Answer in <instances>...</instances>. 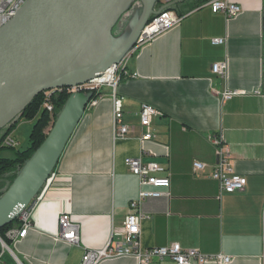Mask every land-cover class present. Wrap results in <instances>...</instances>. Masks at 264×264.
Returning a JSON list of instances; mask_svg holds the SVG:
<instances>
[{"label": "crops", "instance_id": "crops-1", "mask_svg": "<svg viewBox=\"0 0 264 264\" xmlns=\"http://www.w3.org/2000/svg\"><path fill=\"white\" fill-rule=\"evenodd\" d=\"M233 18L197 0L176 8L181 22L133 54L121 73L126 137H115L110 87L86 110L55 170L56 178L32 210L24 238L11 240L5 264H81L87 250L124 245V225L137 199L139 179L126 164L140 157L160 166L171 180L169 198L140 205V248L180 243L206 254L222 253L229 264H264V76L263 0H234ZM213 38H225L214 45ZM225 62L224 77L212 71ZM228 89L246 91L222 101ZM149 104L151 140H143L140 112ZM221 135L234 170L247 179L244 190L220 192L211 178L218 157L208 137ZM206 164L195 173L193 163ZM69 214L80 227L78 243L59 236V217ZM22 223V218H20ZM100 264H140L135 255L113 256ZM150 264H177L153 258ZM206 264H216L209 261Z\"/></svg>", "mask_w": 264, "mask_h": 264}, {"label": "water", "instance_id": "water-1", "mask_svg": "<svg viewBox=\"0 0 264 264\" xmlns=\"http://www.w3.org/2000/svg\"><path fill=\"white\" fill-rule=\"evenodd\" d=\"M157 2L28 0L0 28V134L39 94L86 84L120 63L159 13ZM93 98V92L69 96L45 141L0 196V230L34 207Z\"/></svg>", "mask_w": 264, "mask_h": 264}, {"label": "built area", "instance_id": "built-area-1", "mask_svg": "<svg viewBox=\"0 0 264 264\" xmlns=\"http://www.w3.org/2000/svg\"><path fill=\"white\" fill-rule=\"evenodd\" d=\"M27 1L28 0H0V28L14 18ZM180 1L182 0H159L157 4V7H159V13L150 18L147 25L142 29L135 46L120 63L112 65L103 75L94 78L86 84L67 88V92L70 94L77 92L99 93L103 87H110L112 89L115 137L124 138L129 132V127L124 123L122 100L117 96V88L121 76L123 73H126L127 64L133 54L137 53L141 48L154 41L158 36L177 26L181 22L183 15H180L176 8L177 3ZM204 4L210 6L214 13L225 14L228 19L236 17L242 12L241 6L234 0H209ZM128 16L129 14L126 17ZM262 21L264 27V0ZM212 43L214 45L224 44L225 38H213ZM226 67L227 65L225 62H214L212 65V71L214 74L224 77L226 74ZM108 73L111 75L109 78L107 77ZM260 88L261 89L258 88L253 91L255 95L264 94V76ZM63 89L64 88L53 89L44 92L45 101L43 108L46 109L54 119L55 106L52 102V95ZM246 94L247 93L244 90L228 89L221 94V100L224 102L237 95ZM98 102L99 97L93 98L87 105V109L96 106ZM160 114L161 113L157 109L149 104H144L142 106L140 112L141 125L148 129L143 133V140H151L153 138L152 133L149 131V127L151 126L153 117ZM4 133L0 135V147L15 148L19 145L13 133L7 135H4ZM208 140L215 147L216 155L218 157L217 164L214 166L210 176L219 182L221 194L235 193L244 190L247 185V179L235 172L230 150L227 145H225L223 137L221 135H213L209 136ZM125 162L131 172L138 177L141 190L137 199L131 203L130 213L125 221L124 245L118 250H114L110 245L102 249L87 250L83 256L81 264H100L104 259L128 254L135 255L140 264H150L153 258L162 260L169 258L177 264H206L209 261H214L216 264H229L231 262V257L222 253L206 254L197 248H184L180 243H171L167 246L153 247L146 250L141 249L139 240L141 232L140 222L142 218L140 205L143 201L151 198H169L171 196V180L169 176L157 175L160 171L158 163H144L140 157L127 158ZM205 168L206 164L201 161H195L193 163L195 173L202 172ZM56 176V172L51 173L44 187L36 197L35 205L44 198ZM32 210L33 207L27 208L22 213V223L20 228H13L7 231L6 236L10 240L24 238L26 236L28 229L32 226L30 220L32 217ZM59 236L61 239L66 240L69 243H78L80 240V227L73 221L69 214H62L59 217ZM9 249V245L0 236V264H5L4 255Z\"/></svg>", "mask_w": 264, "mask_h": 264}, {"label": "trees", "instance_id": "trees-1", "mask_svg": "<svg viewBox=\"0 0 264 264\" xmlns=\"http://www.w3.org/2000/svg\"><path fill=\"white\" fill-rule=\"evenodd\" d=\"M207 1L209 0H197L196 4L193 5L189 10H193L198 6L206 3ZM70 95L71 94L67 92V88H64L59 92L57 91L52 95V102L55 106V117L61 111ZM99 95H101L100 92H95L94 98L99 97ZM44 101L45 99L43 92L32 101V103L25 109V111L17 121L11 124L4 131L5 133L2 132L4 133V135L13 133L22 118L26 120H35V124L29 138L30 146L27 149L18 150L13 157H5L0 154V196L13 183L19 170L23 167L26 160H28L32 156V154L42 145V143L47 138L48 134H46V129L49 127V124L51 122V115L46 109L43 108ZM0 149H2V152L3 149L6 148L0 147ZM7 182H9L8 185ZM20 226L21 221L20 218H18L0 230V236L6 241L8 245H10L12 241L6 236L7 231L13 228H20Z\"/></svg>", "mask_w": 264, "mask_h": 264}, {"label": "rangeland", "instance_id": "rangeland-1", "mask_svg": "<svg viewBox=\"0 0 264 264\" xmlns=\"http://www.w3.org/2000/svg\"><path fill=\"white\" fill-rule=\"evenodd\" d=\"M156 9H159V7H157ZM53 123H54V118H52L51 116V122L49 124V127L46 129V134H48V132L50 131ZM34 124H35V120H26L22 118L13 132V135L17 140V142L19 143V145L15 148L3 149L2 152H1L2 149H0V154L5 157H13L18 150L27 149L30 146L29 138L33 130ZM8 184L9 182H7V185Z\"/></svg>", "mask_w": 264, "mask_h": 264}, {"label": "bare ground", "instance_id": "bare-ground-1", "mask_svg": "<svg viewBox=\"0 0 264 264\" xmlns=\"http://www.w3.org/2000/svg\"><path fill=\"white\" fill-rule=\"evenodd\" d=\"M107 77L109 78V77H111V75L108 73V74H107Z\"/></svg>", "mask_w": 264, "mask_h": 264}, {"label": "flooded vegetation", "instance_id": "flooded-vegetation-1", "mask_svg": "<svg viewBox=\"0 0 264 264\" xmlns=\"http://www.w3.org/2000/svg\"><path fill=\"white\" fill-rule=\"evenodd\" d=\"M159 1V0H158ZM157 4H158V2H157ZM156 8H157V5H156ZM129 17V16H128Z\"/></svg>", "mask_w": 264, "mask_h": 264}]
</instances>
